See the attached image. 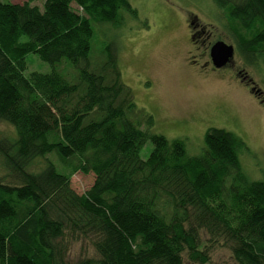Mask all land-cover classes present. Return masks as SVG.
I'll list each match as a JSON object with an SVG mask.
<instances>
[{
  "label": "trees",
  "instance_id": "trees-1",
  "mask_svg": "<svg viewBox=\"0 0 264 264\" xmlns=\"http://www.w3.org/2000/svg\"><path fill=\"white\" fill-rule=\"evenodd\" d=\"M36 1L0 0V124L16 130L0 137L14 180L0 181V264H71L82 237L97 257L76 264H184V254L210 264L203 231L230 246L237 264H264V180L242 167L245 141L210 128L203 152L190 155L184 140L151 132L154 118L123 82L115 42L100 52L103 63L92 60L93 24L119 28L122 10L137 17L129 0H45L43 10ZM213 1L241 56L264 69V0ZM30 54L51 72L27 76ZM65 62L72 82L57 70ZM77 173L95 176L84 194L71 187Z\"/></svg>",
  "mask_w": 264,
  "mask_h": 264
},
{
  "label": "rangeland",
  "instance_id": "rangeland-1",
  "mask_svg": "<svg viewBox=\"0 0 264 264\" xmlns=\"http://www.w3.org/2000/svg\"><path fill=\"white\" fill-rule=\"evenodd\" d=\"M1 1L22 4L28 0ZM44 1L33 4L43 10ZM129 2L137 10V17L122 10L121 27L93 24L92 60L97 65L103 63L100 52L115 42L122 80L132 89L138 107L153 116L152 133L169 140L182 139L190 155H199L208 129L233 132L249 148L240 154L245 173L251 180H264V69L247 64L238 50L234 62L227 68L215 72L206 67L216 42L237 47L226 13L213 0ZM190 22L207 31L197 37L195 45L190 40ZM51 70L37 54L27 57V76ZM57 70L69 81L74 80L75 69L69 63L61 64ZM0 137L16 138L15 128L1 123ZM152 150L153 144L147 143L141 157L148 159ZM47 157L63 172L55 154ZM45 162L37 160L32 170H39ZM8 173L0 157V181L13 182ZM94 182L93 174L77 173L72 176L71 187L76 193L84 194ZM201 238L210 251V264H237L230 246L213 243L206 231L201 233ZM84 257L96 258L97 253L89 240L82 237L73 244L69 261L76 264ZM184 264H194L187 254H184Z\"/></svg>",
  "mask_w": 264,
  "mask_h": 264
},
{
  "label": "water",
  "instance_id": "water-1",
  "mask_svg": "<svg viewBox=\"0 0 264 264\" xmlns=\"http://www.w3.org/2000/svg\"><path fill=\"white\" fill-rule=\"evenodd\" d=\"M210 57L216 68H223L234 60L235 47L224 41H218L212 46Z\"/></svg>",
  "mask_w": 264,
  "mask_h": 264
},
{
  "label": "flooded vegetation",
  "instance_id": "flooded-vegetation-1",
  "mask_svg": "<svg viewBox=\"0 0 264 264\" xmlns=\"http://www.w3.org/2000/svg\"><path fill=\"white\" fill-rule=\"evenodd\" d=\"M189 26L191 27V35H190V40L192 41V43L195 45L198 41H197V37H200L202 35H205L207 33V31L204 29V28H201L199 25L195 26V23L194 22H190ZM235 47V57H236V54H237V47ZM211 51V50H210ZM235 57H234V60H235ZM234 60L227 64V66L223 67V68H216L213 63H212V60H211V57H210V60L206 63V67L208 68H212L213 71L217 72L218 70H222V69H225L227 68L229 65H231ZM240 73V72H239ZM241 74V73H240Z\"/></svg>",
  "mask_w": 264,
  "mask_h": 264
}]
</instances>
